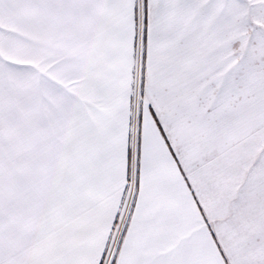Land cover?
Returning <instances> with one entry per match:
<instances>
[{
    "label": "snow or ice",
    "instance_id": "1",
    "mask_svg": "<svg viewBox=\"0 0 264 264\" xmlns=\"http://www.w3.org/2000/svg\"><path fill=\"white\" fill-rule=\"evenodd\" d=\"M0 264H264V0H0Z\"/></svg>",
    "mask_w": 264,
    "mask_h": 264
}]
</instances>
